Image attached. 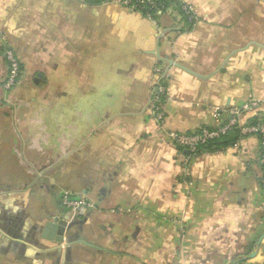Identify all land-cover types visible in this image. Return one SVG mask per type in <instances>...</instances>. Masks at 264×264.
Wrapping results in <instances>:
<instances>
[{"label":"crops","instance_id":"crops-1","mask_svg":"<svg viewBox=\"0 0 264 264\" xmlns=\"http://www.w3.org/2000/svg\"><path fill=\"white\" fill-rule=\"evenodd\" d=\"M183 1L191 23L177 9L155 23L113 2L0 0V264H264L258 136L192 154L166 137L251 98L240 120L264 115V0ZM5 46L21 65L9 91ZM157 66L164 125L148 109ZM63 191L85 203L63 209Z\"/></svg>","mask_w":264,"mask_h":264},{"label":"built area","instance_id":"built-area-1","mask_svg":"<svg viewBox=\"0 0 264 264\" xmlns=\"http://www.w3.org/2000/svg\"><path fill=\"white\" fill-rule=\"evenodd\" d=\"M102 2L118 3L128 9L140 12L149 20L158 23L159 17L169 10L177 9V12L183 19H187L189 23L195 20L193 9L183 0H166L160 2L158 0H91ZM3 55L7 64V72L2 81L3 89L9 91L16 87L21 80V65L16 52L10 46H5ZM154 84L151 88L148 97V109L152 117L159 125H164L165 114L163 103L167 96L165 86V73L160 67H155L153 71ZM261 101L251 98L241 105L234 106L230 109L231 116L219 122L215 127H201L195 131H175L167 130V139L179 149L188 151L189 154L197 152L199 145H205L209 140L215 139L221 135L227 134L232 129L236 128L240 136L256 135L260 141L259 163L264 170V115L254 114L253 119L240 120L241 115L246 112L258 110ZM185 166L188 160L184 159ZM186 171V167H185ZM61 200L64 206L75 208L80 204H84L82 197L70 191H63Z\"/></svg>","mask_w":264,"mask_h":264},{"label":"trees","instance_id":"trees-1","mask_svg":"<svg viewBox=\"0 0 264 264\" xmlns=\"http://www.w3.org/2000/svg\"><path fill=\"white\" fill-rule=\"evenodd\" d=\"M160 2H167L166 0H158ZM251 120H254L253 118ZM237 136H239V132L236 128L232 129L225 135H221L215 139L209 140L205 145H199L197 151H206L211 150L213 148H217L219 146H224L226 144L232 143Z\"/></svg>","mask_w":264,"mask_h":264},{"label":"water","instance_id":"water-1","mask_svg":"<svg viewBox=\"0 0 264 264\" xmlns=\"http://www.w3.org/2000/svg\"><path fill=\"white\" fill-rule=\"evenodd\" d=\"M188 152V151H186ZM66 226V221L64 220H60L58 221L56 224L55 223H48L47 227L51 228V232L55 231L58 229L59 233H62L64 230V227ZM60 240H62V236L59 238Z\"/></svg>","mask_w":264,"mask_h":264},{"label":"flooded vegetation","instance_id":"flooded-vegetation-1","mask_svg":"<svg viewBox=\"0 0 264 264\" xmlns=\"http://www.w3.org/2000/svg\"><path fill=\"white\" fill-rule=\"evenodd\" d=\"M149 97V96H148ZM61 194H62V192L60 193V195H59V202H60V205H61V207L63 208V209H65V210H75L76 208H78V207H80V206H82L83 204H80V205H78L77 207H75V208H69V207H66V206H64L63 205V203H62V200H61ZM10 225L8 224V226L7 227H9Z\"/></svg>","mask_w":264,"mask_h":264}]
</instances>
